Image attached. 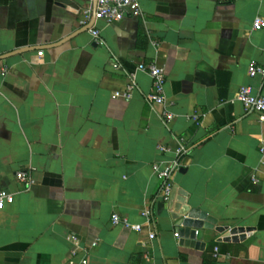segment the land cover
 <instances>
[{"label":"crops","instance_id":"crops-1","mask_svg":"<svg viewBox=\"0 0 264 264\" xmlns=\"http://www.w3.org/2000/svg\"><path fill=\"white\" fill-rule=\"evenodd\" d=\"M87 6L0 0V190L14 195L0 210V264H264V123L236 101L242 87L264 95L248 74L264 63V29L253 28L264 0H141L140 17L95 21L103 45L83 32ZM151 63L166 69L169 126L146 101L152 79L138 66ZM176 138L189 155L174 186L217 222L196 241L176 237L169 204L159 209L154 165L175 159ZM27 169L29 191L16 179ZM114 214L143 232L114 226Z\"/></svg>","mask_w":264,"mask_h":264},{"label":"built area","instance_id":"built-area-1","mask_svg":"<svg viewBox=\"0 0 264 264\" xmlns=\"http://www.w3.org/2000/svg\"><path fill=\"white\" fill-rule=\"evenodd\" d=\"M88 6L83 10V18L80 20L82 26H86L93 18L95 21H102L107 25H113L121 22L128 17L142 16L140 6L141 0H98L97 8L94 13L95 0H86ZM255 31L264 29V19L257 18L253 26ZM93 42L97 45H103L104 41L101 37V31L93 26L90 29ZM42 52L39 56H42ZM114 68L121 69L122 66L119 61L114 59ZM138 71L147 73L152 79L151 92L146 96V101L153 109L155 107L163 108V120L166 126L175 118L174 113L171 111L172 103L168 101L166 96L167 76L165 67H160L156 64H141L138 66ZM248 74L250 78H259L264 84V63H251L248 67ZM138 90L136 76L134 73L128 74V83L124 92V98L130 101L134 93ZM245 111V115L258 114L261 123H264V95H254L250 87H242L236 97ZM195 124H200V118L194 116L191 119ZM177 146L175 149V159L167 164L154 165V171L161 181L159 200L162 204H169L173 189H174V176L182 168V160L189 155V149L186 148L183 139H175ZM162 152H169L167 147H160ZM260 154L264 157V141L260 145ZM163 165V166H162ZM17 181L29 191L34 184L33 171L30 169L21 170L16 174ZM14 203V195L7 191L0 190V210L4 209L7 205ZM142 217L145 219L147 226L155 225V218L152 209L148 208L142 212ZM114 226H123L126 229L132 230L137 233L143 232L142 225H134L128 219L122 218L117 214L112 217ZM198 235V232H197ZM149 236L151 239L156 237L155 231H150ZM176 237L179 235L176 233ZM71 264H89L88 258L83 257L79 261H73Z\"/></svg>","mask_w":264,"mask_h":264},{"label":"water","instance_id":"water-1","mask_svg":"<svg viewBox=\"0 0 264 264\" xmlns=\"http://www.w3.org/2000/svg\"><path fill=\"white\" fill-rule=\"evenodd\" d=\"M98 0H95L94 3V13L97 8ZM95 24V18L90 23V25L83 32L91 29ZM189 194L180 189L178 186H175L169 201V210L172 212L171 217L173 222L176 224L177 234L186 239H191L196 241L198 230L205 229H214L217 225V222L212 217L200 213L198 210H193L188 205ZM159 209H164V204L159 206ZM217 231L224 235V241L238 240V237L244 238L245 229L243 228H217Z\"/></svg>","mask_w":264,"mask_h":264}]
</instances>
